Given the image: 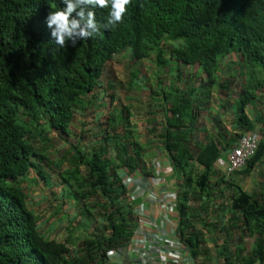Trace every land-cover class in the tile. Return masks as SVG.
<instances>
[{
    "label": "trees",
    "instance_id": "obj_1",
    "mask_svg": "<svg viewBox=\"0 0 264 264\" xmlns=\"http://www.w3.org/2000/svg\"><path fill=\"white\" fill-rule=\"evenodd\" d=\"M65 7L63 0H0V264H108L110 252L121 253L129 245L137 219L120 171L130 176L150 173L142 149L131 139L117 140L120 130L131 132L127 109L107 115L99 138L80 132V143L70 144L64 155L68 167L60 176L62 183L74 184L72 195L85 216L89 207L103 222L98 235L81 243L80 258L73 257L65 244L39 235L36 218L16 184L31 170L45 179L36 164L43 157L28 140L30 124L69 136L76 106L95 99L105 66L116 55L127 51L134 61H143L155 53L162 65L167 42L182 45L169 52L176 66L200 68L204 75L200 87L205 91L214 85L223 58L237 54L246 70L234 136L223 133L200 142L196 88L160 90L167 103L150 134L168 156L173 173L181 177L177 238L201 264L210 262L212 253L222 264H264V196L247 193L216 167L241 134L255 128L246 108L264 92V0H131L123 21L105 29L109 0L108 8L90 9L96 14L98 33L75 46L66 41L60 47L46 18ZM88 138L93 146L83 144ZM263 158L264 141H258L256 154L236 175L250 174ZM192 165L216 176L215 182L206 184L210 196L227 189V209L237 222L220 228L192 212L188 204L194 200L188 189ZM217 235L223 243L210 247L208 241ZM233 242L237 245L231 248Z\"/></svg>",
    "mask_w": 264,
    "mask_h": 264
},
{
    "label": "rangeland",
    "instance_id": "obj_2",
    "mask_svg": "<svg viewBox=\"0 0 264 264\" xmlns=\"http://www.w3.org/2000/svg\"><path fill=\"white\" fill-rule=\"evenodd\" d=\"M180 45L177 42H167L165 44L162 56L165 63L162 65L156 62L155 53H152L145 62L139 63L142 68L138 69H135V64L131 68L132 65L129 64L130 61L125 55L114 59L115 62H112V64L114 73L117 76V78L114 77V88L109 89L108 92H103L107 99L105 98L106 101L103 102L102 106L101 103L98 104L101 99L92 105L82 103L76 106L69 136H58L56 133L50 132L46 126H39L36 122L30 124V137L28 140L34 151L43 157L36 164L45 179H42L39 175L37 176L36 172L31 170L16 186L22 189L25 195L26 207L36 218V228L39 235L47 241L65 244L75 258L81 257V243L98 235L99 230L103 229V222L95 214L96 211L89 207H86L89 214L85 216L82 212L81 203H78L72 195L76 191L74 184L68 186L62 183L60 176L68 167L66 162L63 161L64 155L68 152L70 144L78 145L80 143L79 134L83 133L85 135V133L91 132L95 124L97 125V120L102 123L108 114H114L122 109L120 105L119 110L117 109V101H121L129 111H135L136 108L132 107L134 102H131L132 89H137V86H139L148 91L146 94L142 93V96L146 100L153 101V103L151 101H147V103L151 102L150 105L154 106L156 103L153 97L156 96L152 94L156 89L155 87H158L159 84L161 87L166 85L178 86L180 82L175 77L176 70H180L184 75H187V70H190V66L187 69L176 66V63L169 57L170 49ZM117 62L124 64V67L117 65ZM151 67H155V69L152 70ZM195 68L193 66L191 70L193 71ZM118 70H122L123 74ZM143 72H147V74ZM245 72L240 57L237 54H231L219 62L214 76V85L211 89L205 91L204 88L200 87V84H202L201 79H196L195 104L200 109L197 133L210 138L223 135V133L234 136L238 92L244 83ZM184 75H181V77ZM138 76L141 78L139 82L135 79ZM109 96H112V98ZM102 98L104 99V97ZM113 102L116 104H113ZM246 113L253 121L255 127L253 132L257 140L259 142L264 141V92L250 103L246 108ZM99 127L101 129V126ZM76 129L81 130V133L78 134ZM130 129L132 130V128ZM118 134L117 140L119 142L131 139L141 149L144 147V142H146L140 135L136 137L134 131L130 133L129 131L119 132ZM83 144L93 146L95 143L88 138L83 141ZM140 152L145 165L150 166V161L156 159V155L151 150L142 149ZM224 159L223 156L221 163L216 166L222 172ZM124 173L120 171V176L123 181H126L130 174ZM189 177L188 189L194 200H191L188 204L192 208V212L201 217L202 221L210 218L220 228H226L231 221L237 222V219L227 209V189H217L214 197L207 192V182L213 183L217 180L214 174L198 165H192L189 169ZM229 180L247 193L264 196V158L255 165L250 174L234 175ZM128 201L129 208L138 221L139 210L136 211L134 208L129 193ZM200 225H203V223ZM121 253L114 257L109 256L108 264H118L115 257H118Z\"/></svg>",
    "mask_w": 264,
    "mask_h": 264
},
{
    "label": "crops",
    "instance_id": "obj_3",
    "mask_svg": "<svg viewBox=\"0 0 264 264\" xmlns=\"http://www.w3.org/2000/svg\"><path fill=\"white\" fill-rule=\"evenodd\" d=\"M122 55H125V57L130 61L129 64L132 65L131 68H133L134 64L136 65L135 69L142 68V66H139V63L145 62V60L134 61L133 59H131L127 51L116 55L105 66L102 78L103 81H101V88L96 92L95 99L90 98L87 101L88 105H92L97 100L99 101V99H101V102L99 101L98 104L101 103L102 106L103 102L106 101L107 98L103 94V92H108V90L111 88L113 89V84L115 82L114 77L117 78L116 74L114 73L112 62H115L114 59H116L117 57L119 58ZM116 64L121 65L122 68L124 67V64H120L119 62H117ZM188 67L189 66H185V69H187ZM194 67L196 68L192 71L191 68H193V66H190V70H187V75L181 73L180 70H176L177 74L175 77L179 80L178 82H180L178 86L175 85L171 87L166 85L161 87V85L159 84L158 87H155L156 89L155 91L153 90L154 92L152 94L156 96L153 97L155 98L156 103V105L154 106L150 105V103H153V101L146 100L144 99V96H142V93L146 94V92L148 91L139 86H137V89H132L131 91V93L133 94L131 102H134L132 104V107L134 109L136 108L135 111H129V109L125 107V105L122 104L121 101H117V109L122 106V108L127 109L129 112V128H132V130H130L134 131V135L136 137L140 135L143 140L146 141L144 142L145 144L143 145L144 147H142V149L151 150L156 155L157 161L162 163L164 166H170L169 158L166 153L161 150L160 146L153 140L152 134H150V130L153 129V123L162 119V108L165 107V104L167 103V101L164 102L165 100L162 99L160 90L162 89L163 91L167 92L171 88H186L187 85L195 87L196 79L202 80L204 75L201 72L200 68H198L197 66ZM151 68L152 70L155 69V67ZM118 71L123 74L122 70ZM143 73L147 74V72ZM181 75H184L185 77H181ZM135 79L139 82L141 78L138 76ZM102 97H104V99ZM147 101L151 102L147 103ZM113 104L116 103L113 102ZM98 125L101 126V129ZM102 127V123L97 120V125L95 124V127L90 132V135H92V139L99 138L103 134ZM76 130L78 131V134L81 132V130ZM207 138L208 136H203L201 133H198V139L199 141L201 140L200 142H204V139ZM145 166V170L150 173L149 177H145L140 173H132L130 178L133 180L136 179L140 182H144V184H146L147 186V189L155 190L157 192L158 197L156 199H151L146 192H135L132 186L128 187L134 208L136 209V211L140 210L144 213L143 215H145V220L139 219L137 221V227L134 236L127 248L118 257H115L116 263L174 264L172 263L168 253L169 251L175 250L180 253V259L176 264H201L199 260H194L190 257L187 249L179 242L176 234V230L179 224L176 194L181 185V177L171 171L169 174L165 176L163 175V177L160 179V183L154 184L152 182V178L155 176V174L152 171L151 165ZM216 237L217 239L213 242L208 241V245L210 247L213 246V243H217L218 245L223 243V238L221 236L217 235ZM164 242L175 244V248H168L166 244H164ZM236 245V242H233V247L231 246V248H234V246L236 247ZM160 248H164L162 253H158V250ZM203 264H222V260L216 257L214 253H212L211 261Z\"/></svg>",
    "mask_w": 264,
    "mask_h": 264
},
{
    "label": "clouds",
    "instance_id": "obj_4",
    "mask_svg": "<svg viewBox=\"0 0 264 264\" xmlns=\"http://www.w3.org/2000/svg\"><path fill=\"white\" fill-rule=\"evenodd\" d=\"M63 3L65 8L51 11L46 18L47 26L52 28L51 36L57 45L64 47L66 41H70L75 46L78 41L91 38L100 31L96 14L90 9L108 8L109 0H63ZM130 3L131 0H111V11L104 28L121 23ZM73 13L76 14L75 18Z\"/></svg>",
    "mask_w": 264,
    "mask_h": 264
},
{
    "label": "built area",
    "instance_id": "obj_5",
    "mask_svg": "<svg viewBox=\"0 0 264 264\" xmlns=\"http://www.w3.org/2000/svg\"><path fill=\"white\" fill-rule=\"evenodd\" d=\"M258 149V140L253 131H248L245 133H242L237 142L234 144V146L227 151L224 154V175L226 178H230L231 176L241 172L243 169L246 168L248 162L254 157ZM151 168L155 176L152 178V182L154 184L160 183V179L163 177V175L169 174L172 169L170 166H164L162 163L157 161L156 159H153L151 161ZM123 183L127 186L133 187V190L135 192L143 191L146 192L151 199H156L158 197V194L155 190H149L147 189L146 184L144 182H140L136 179H131L128 177L126 181H123ZM144 213L139 210L138 213V220L143 219L145 220ZM166 246L169 248H175V244H171L170 242H164ZM164 248H160L158 250V253H162ZM111 255L109 256H116V253L110 252ZM172 263L176 264L178 260L180 259V253L178 251L172 250L168 253Z\"/></svg>",
    "mask_w": 264,
    "mask_h": 264
}]
</instances>
